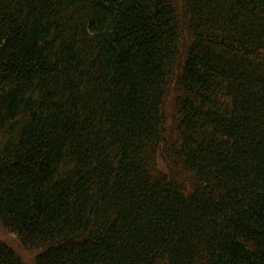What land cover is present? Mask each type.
Returning <instances> with one entry per match:
<instances>
[{"label":"trees","instance_id":"obj_1","mask_svg":"<svg viewBox=\"0 0 264 264\" xmlns=\"http://www.w3.org/2000/svg\"><path fill=\"white\" fill-rule=\"evenodd\" d=\"M0 222L35 264H264V0H0Z\"/></svg>","mask_w":264,"mask_h":264},{"label":"rangeland","instance_id":"obj_2","mask_svg":"<svg viewBox=\"0 0 264 264\" xmlns=\"http://www.w3.org/2000/svg\"><path fill=\"white\" fill-rule=\"evenodd\" d=\"M0 241H4L12 246L19 256L22 257L25 264H35V252L23 246L17 236L2 226L0 222Z\"/></svg>","mask_w":264,"mask_h":264}]
</instances>
